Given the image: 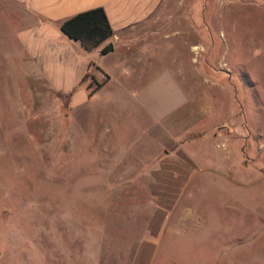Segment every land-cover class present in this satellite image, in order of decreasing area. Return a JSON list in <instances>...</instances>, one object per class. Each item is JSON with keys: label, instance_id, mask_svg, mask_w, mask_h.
Here are the masks:
<instances>
[{"label": "rangeland", "instance_id": "374dc122", "mask_svg": "<svg viewBox=\"0 0 264 264\" xmlns=\"http://www.w3.org/2000/svg\"><path fill=\"white\" fill-rule=\"evenodd\" d=\"M177 1L160 65L214 129L149 169L125 159L151 123L138 101L117 82L83 105L55 90L0 16V264H134L152 244L149 264H264V1ZM185 168L184 187L150 175Z\"/></svg>", "mask_w": 264, "mask_h": 264}, {"label": "crops", "instance_id": "0c3cea01", "mask_svg": "<svg viewBox=\"0 0 264 264\" xmlns=\"http://www.w3.org/2000/svg\"><path fill=\"white\" fill-rule=\"evenodd\" d=\"M166 2L0 0V16L3 20H16V25H20L16 36L24 49L43 67L55 90L69 92L75 99L81 98L83 105L108 83L117 82L118 89L138 101L151 123L145 130L143 152L132 156H127L130 155L128 153L125 159L133 160L135 164H146L145 169L154 162L163 167L168 160L184 164L185 160L169 148L175 147L179 152L180 148H184L182 138L186 133H207L214 129L208 120L210 108L204 97L189 94L179 77V71L160 65L164 64L166 40L176 36L175 33L166 32ZM177 3H181V0ZM99 7L104 8L113 35L103 44L86 49L81 41L70 38L62 30V24L79 13ZM110 43L113 49L103 54L102 49ZM93 81L104 83L92 92ZM140 81L141 85L137 87L135 84ZM160 173L150 175L153 178L172 175L181 180L183 187L198 175L197 170L188 168ZM261 233L264 236V232ZM258 235L260 232L254 236ZM154 247L153 244L142 246L134 264H139L142 258L147 259L149 264L156 253L157 248Z\"/></svg>", "mask_w": 264, "mask_h": 264}, {"label": "trees", "instance_id": "16d2710c", "mask_svg": "<svg viewBox=\"0 0 264 264\" xmlns=\"http://www.w3.org/2000/svg\"><path fill=\"white\" fill-rule=\"evenodd\" d=\"M62 30L72 39L79 40L86 49L95 48L103 44L113 35V29L104 8L99 7L79 13L62 24ZM113 45L107 44L102 53H108ZM88 74L85 76V78ZM83 78V79H85ZM104 82H92V92L96 91Z\"/></svg>", "mask_w": 264, "mask_h": 264}]
</instances>
